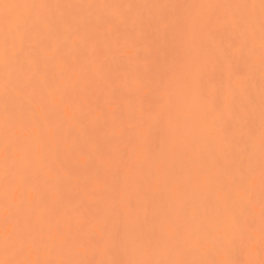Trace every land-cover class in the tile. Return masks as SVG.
<instances>
[{"label": "snow or ice", "instance_id": "6c2138e0", "mask_svg": "<svg viewBox=\"0 0 264 264\" xmlns=\"http://www.w3.org/2000/svg\"><path fill=\"white\" fill-rule=\"evenodd\" d=\"M66 10L86 13L94 35L82 37L83 17ZM61 30L72 34L73 60L52 43ZM222 34L226 43L216 40ZM145 44L162 54L155 70H141ZM108 52L135 67L113 71L103 59ZM0 67V264H264V0H0ZM210 69L228 71L235 86L211 92ZM73 74L86 85L89 76L105 83L90 123L113 121L123 149L106 148L99 138L85 149L73 139L87 133L74 105ZM125 87L130 104L153 101L129 112L131 127L115 124ZM193 111L197 135L189 139L184 130ZM153 136H163L164 147L146 148ZM178 140L191 149L187 165L175 159ZM137 153L152 171L132 195ZM98 160L103 172L89 177L75 207L65 206L58 186ZM106 192L110 202L101 208ZM157 197L150 212L144 204Z\"/></svg>", "mask_w": 264, "mask_h": 264}, {"label": "bare ground", "instance_id": "6f19581e", "mask_svg": "<svg viewBox=\"0 0 264 264\" xmlns=\"http://www.w3.org/2000/svg\"><path fill=\"white\" fill-rule=\"evenodd\" d=\"M14 2L20 3H47V4H161V3H186V4H199V3H245V2H254L259 3V0H14ZM72 14H79L80 19L79 23L81 25L80 35L85 38H91L96 29L93 28L91 31L86 30V26L89 21L87 19L86 13L81 10H66ZM102 10H95L94 14L99 15ZM148 13L150 10H142ZM154 11V10H152ZM102 31V28L100 29ZM229 37L227 34H222L216 37L217 42L228 41ZM73 37L70 32H66L61 30L58 32L53 38L52 43H58L61 47V54L67 60H73L77 56V50L73 48ZM143 56L146 57V62L141 64V70L147 69H156V58L161 56L162 54L147 44L144 46ZM115 54L112 52H108L105 57H103L105 63L113 70H123V67L126 63L129 64L130 67H135L134 64L130 62L115 57ZM252 64L254 65V80L252 81V90L258 93L259 91V80H260V58H259V42L257 41V52L253 57ZM41 70L46 71L47 67L45 65H41ZM0 75H2V67H0ZM72 83L75 85V90L72 91L74 105L79 109L81 118L83 119L85 125H87V133L84 135L77 136L76 133H73V139H75L78 144L82 148H87L89 143L99 138L105 143L106 148L115 149L120 148L123 149L124 142L122 140L116 139L113 137V121L109 120L107 123L104 121H100L99 123H90L92 112L91 109L94 106V102L98 97L104 96L107 94V88L105 83L99 77L89 76V80L92 81L87 85L81 79L77 82L76 76L71 75ZM63 82V81H61ZM235 81L232 79L230 73L228 71H224L222 74L217 75L212 69H210V79L208 83V89L216 93L219 91L220 93H226L230 88L235 86ZM71 90V89H70ZM121 97V109L120 113L116 120L115 124H123L125 127H131L134 121H130L128 119V115L130 111L139 110L141 108L147 110L151 107L153 101L151 98L147 99H135L131 104L127 98L128 96V88L125 87L120 92ZM197 120V114L193 111L189 116V121L186 129L184 130V135L189 139L194 138L197 135V131L195 129V123ZM259 125L257 124V128ZM159 142L162 147H164V138L163 136L157 138L155 136L150 137L145 140L146 148L151 147L155 148L156 143ZM179 144L178 151L174 154L177 163L184 160L185 165H187L190 161L189 158L191 156V149L189 146L185 145L183 141L178 140ZM137 161V167L135 172L132 174L129 183L132 185V189L130 194L134 195L136 189L145 182L146 178H150V173L152 171L151 161H145L143 156L139 153L134 157ZM99 169L103 172V167L100 164L99 160L97 161L96 167L92 170L85 171H76L73 173L71 177L65 179L63 183L58 186L59 192L63 197L64 205L73 208L79 202V199L84 195L82 191L85 184L88 183L89 177L95 173ZM259 174V168L257 166V176ZM113 181L112 174H108V182L111 184ZM155 187V186H154ZM163 186L161 185L160 188ZM159 191V188H156ZM110 193H105L103 197L100 198V207L106 208L109 200ZM160 203L159 197L153 200L151 203H145L144 207L151 211H155ZM259 224V220L257 218V225ZM99 258V257H97Z\"/></svg>", "mask_w": 264, "mask_h": 264}]
</instances>
